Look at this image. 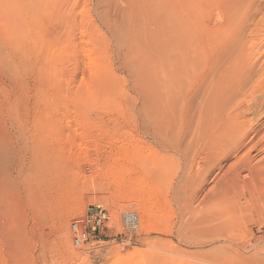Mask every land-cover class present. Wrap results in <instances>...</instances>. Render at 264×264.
<instances>
[{"label": "rangeland", "instance_id": "374dc122", "mask_svg": "<svg viewBox=\"0 0 264 264\" xmlns=\"http://www.w3.org/2000/svg\"><path fill=\"white\" fill-rule=\"evenodd\" d=\"M109 1L30 0L22 14L16 13L13 121L24 125L13 123V210L0 215V264H205L200 252L204 255L209 246L193 247L190 239L194 221L200 223V215L212 211L209 189L219 174L216 167L208 175L200 170L219 158L211 159L209 151L194 144L175 151L157 142L154 111L145 104L149 97L142 102L135 86L136 46L133 55L120 46L123 25L113 14L120 3ZM105 4L114 8L104 17L113 31L98 19ZM204 13L196 11L195 19ZM263 83L262 71L252 84L258 90ZM44 98L58 128L42 144L59 170L40 182L23 167L37 149L24 146L48 127L32 123L43 112L38 102ZM262 146L249 150L252 163L264 162ZM7 175L0 168V193ZM205 193L210 199L199 208ZM91 203L103 204L108 220L97 235L73 245L68 225ZM224 210L222 219L238 214ZM125 211L137 214V229L124 220ZM258 228L263 231L264 222L251 213L234 222L231 234L248 242Z\"/></svg>", "mask_w": 264, "mask_h": 264}, {"label": "bare ground", "instance_id": "6f19581e", "mask_svg": "<svg viewBox=\"0 0 264 264\" xmlns=\"http://www.w3.org/2000/svg\"><path fill=\"white\" fill-rule=\"evenodd\" d=\"M115 1L120 5L113 14L124 31L118 42L128 55H133L136 46L139 57L135 86L143 93L142 102L149 97L145 104L154 111L152 126L159 132L155 139L166 150L176 151L194 144L209 151L211 159L219 158L215 165L207 164L200 170L208 175L216 167L219 174L209 189L214 194L210 202L212 211L210 215H200L203 216L200 223L194 221L190 244L209 246L204 255L200 252L199 259L205 264H221L217 260L223 261L222 264H231L233 260L241 264H264V230L258 228L248 242H238L231 234L234 222L251 213L264 222V171L259 172L264 162L252 163L249 154L252 147L263 145L264 157V83L258 90L252 84L264 72V0ZM170 2L172 5L167 6ZM29 5L30 0H0V168L5 167L8 173L0 193L3 201L0 215L13 210V123L24 125L20 119L13 121V76H16L13 25H19L15 21L16 13L22 14ZM109 6H101L102 16L98 19H103L107 30L113 31L107 20L113 8ZM201 8L205 13L197 20L194 14ZM46 102L45 98L38 102L44 109L41 114H35L32 123L48 127L38 131L39 138L24 146L26 150L33 144L37 147L28 152L30 159L27 158L23 168L40 182L59 170L57 159L42 144L58 128L56 116L49 113ZM252 138L258 140L254 143ZM242 148L243 154L238 156ZM226 162L229 164L223 165ZM258 176L263 180H257ZM8 189L11 194L5 192ZM211 195L205 193L197 206L203 207L202 203ZM181 204L184 205L183 201ZM89 205L106 212L102 228L108 220L107 209L101 203ZM87 206L68 225L73 245L71 224L75 218H85ZM228 208L238 214L222 219L220 211ZM122 216L130 227L137 229L135 212L125 211Z\"/></svg>", "mask_w": 264, "mask_h": 264}, {"label": "built area", "instance_id": "2783aa9c", "mask_svg": "<svg viewBox=\"0 0 264 264\" xmlns=\"http://www.w3.org/2000/svg\"><path fill=\"white\" fill-rule=\"evenodd\" d=\"M87 208L84 213L85 218H75L71 224L72 240L75 245L87 241L93 233L97 235L106 219V212L100 207L89 205Z\"/></svg>", "mask_w": 264, "mask_h": 264}]
</instances>
